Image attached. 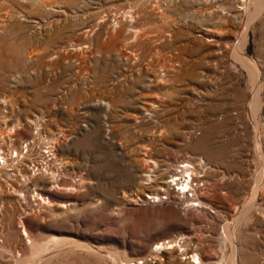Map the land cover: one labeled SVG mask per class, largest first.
Returning <instances> with one entry per match:
<instances>
[{
	"label": "rangeland",
	"instance_id": "374dc122",
	"mask_svg": "<svg viewBox=\"0 0 264 264\" xmlns=\"http://www.w3.org/2000/svg\"><path fill=\"white\" fill-rule=\"evenodd\" d=\"M0 13V129L40 127L65 168L60 187L38 177L49 202L35 191L22 224L17 193H0V264H191L187 251L264 264V0H0ZM184 159L205 173L204 206L165 183Z\"/></svg>",
	"mask_w": 264,
	"mask_h": 264
},
{
	"label": "built area",
	"instance_id": "2783aa9c",
	"mask_svg": "<svg viewBox=\"0 0 264 264\" xmlns=\"http://www.w3.org/2000/svg\"><path fill=\"white\" fill-rule=\"evenodd\" d=\"M4 110L7 112V106ZM2 115L3 113L0 114ZM2 123L6 124L3 119ZM45 135L40 127H35L29 136L18 139V135L12 133L0 143V193H3L5 188L17 193L21 203V224L26 213L40 204L33 195L40 189L38 179L42 178L38 177H43L45 183H51V186L59 187L65 174L62 160L57 156L55 141ZM2 241L3 238L0 237V242Z\"/></svg>",
	"mask_w": 264,
	"mask_h": 264
},
{
	"label": "bare ground",
	"instance_id": "6f19581e",
	"mask_svg": "<svg viewBox=\"0 0 264 264\" xmlns=\"http://www.w3.org/2000/svg\"><path fill=\"white\" fill-rule=\"evenodd\" d=\"M38 3V2H37ZM36 3V4H37ZM20 4V3H19ZM23 6V5H22ZM3 12V11H2ZM1 14V13H0ZM6 14V13H5ZM2 18V17H1ZM4 120V119H3ZM12 128H2V129H0V137L1 136H3V138H1V139H3L4 140V135H8V136H10V133H11V131L13 132V130H11ZM155 161V160H154ZM205 165V164H204ZM180 167H181V169H180V172L179 173H173L170 177L171 178H169L170 180H167L165 183L166 184H168V186L169 187H171L173 184H174V179H176V178H178L176 181H175V184L173 185V190L175 191V192H177V191H180V190H182V191H186L187 189H188V187L190 186V189L189 190H191L192 189V187H194V192H193V196H191V199H187L186 201L187 202H189V201H192L193 203L192 204H203V202H201V200H199L198 199V195H197V189H198V187H199V185L198 184H195L194 186H193V183H194V180H196V179H200V180H202V177L204 176L205 177V173H204V171H203V169L201 168V169H199L198 167H197V165L196 164H194L193 162H190V159H184L183 161H181V165H179ZM199 166V165H198ZM203 166V165H202ZM200 167V166H199ZM178 168V167H177ZM179 171V170H178ZM177 172V171H176ZM182 177H185L184 178V180H181V178ZM60 187V186H59ZM68 189V188H67ZM160 190H164V191H168L169 192V189L168 188H164V187H162V186H160V189L158 190V189H155V191H153V196H151L152 194H148L149 196H150V198H154V199H160V197H161V194H160ZM34 194V193H33ZM36 194H40V197L38 198L39 200H44V201H48V199H47V197H44V196H42L41 195V193L40 192H37ZM34 196H35V198H36V195L34 194ZM149 198V197H148ZM49 202V201H48ZM189 205H191V204H189ZM195 206V205H194ZM203 206H204V204H203ZM25 227V226H24ZM23 228V227H22ZM23 232L25 233V235L28 237V231L26 230V228H23ZM181 240V239H180ZM28 241L29 242H32V239L31 238H28ZM174 239H169L168 241L167 240H162V241H159L158 242V244H160L162 247H163V249H161V250H158V251H156V256H155V258L156 259H159V262L160 263H162V261L161 260H163L164 258L163 257H165V254H164V251H166V252H171V251H168V248H171V247H168V244H174ZM177 242V241H176ZM182 242V241H181ZM32 244V243H31ZM184 244V243H183ZM36 244H34L33 243V247H36L35 246ZM184 245H186V243L184 244ZM172 246H174V245H172ZM180 246V245H179ZM42 247V246H41ZM37 248H38V246H37ZM36 248V249H37ZM173 250V249H172ZM41 251V250H40ZM185 251V250H184ZM187 251V250H186ZM187 254H191L192 253V257L194 258V260L197 258V261L195 262L194 260H189L190 261V263L191 264H195V263H197V264H203V260L200 258V256L198 255V253H194L193 251L191 252V251H187L186 252ZM34 255H36V254H34ZM19 256V255H18ZM30 256V255H29ZM28 256V257H29ZM32 256V255H31ZM189 256H191V255H189ZM36 257V256H35ZM32 258V257H31ZM119 259V258H118ZM117 259V260H118ZM137 259L138 258H134V259H132V260H134V264H140V262H138L137 261ZM190 259H192V258H190ZM29 260V259H28ZM113 260H114V264L116 263L117 264V262H119V261H117L114 257H113ZM146 260V259H145ZM143 261V263L142 264H146V261ZM31 261V260H30ZM188 261V262H189ZM120 263V262H119ZM132 263V264H133ZM147 263H150V262H147ZM151 264H153V263H151Z\"/></svg>",
	"mask_w": 264,
	"mask_h": 264
}]
</instances>
